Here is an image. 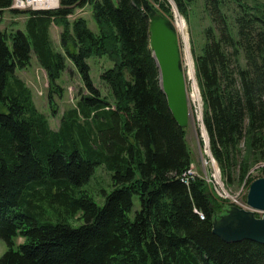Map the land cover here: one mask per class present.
Here are the masks:
<instances>
[{
  "label": "trees",
  "instance_id": "obj_1",
  "mask_svg": "<svg viewBox=\"0 0 264 264\" xmlns=\"http://www.w3.org/2000/svg\"><path fill=\"white\" fill-rule=\"evenodd\" d=\"M145 1L59 0L54 10L19 11L0 0V14L27 16L23 29L0 30V239L8 245L0 264H264V244L213 233L229 203L204 179L188 187L181 178L193 156L160 87ZM149 1L170 19L173 4L185 18L204 8L194 52L202 123L225 184L240 187L264 162V0ZM85 7L95 30L69 19ZM52 25L61 27L59 49ZM93 57L112 62L100 75L109 97L93 83ZM33 58L47 74L53 115L67 61L86 90L57 130L17 74ZM99 167L110 174L101 202L90 189Z\"/></svg>",
  "mask_w": 264,
  "mask_h": 264
},
{
  "label": "rangeland",
  "instance_id": "obj_2",
  "mask_svg": "<svg viewBox=\"0 0 264 264\" xmlns=\"http://www.w3.org/2000/svg\"><path fill=\"white\" fill-rule=\"evenodd\" d=\"M154 6L159 10L158 5H154ZM173 6H174L173 8L174 19L172 20L175 21L176 24H178L179 21H182L183 23V30L181 31L182 33H180V35L183 44V50L185 53V67L188 73L187 77L189 82L188 88L190 93V109H191L190 123L189 126L186 128V141L193 156L192 164L196 167V169H198V171L201 174L208 173L209 178L212 179V182H221L222 188L228 191V193H240V191H242V197L246 201L250 184L258 178H264V172H263L264 162H260L252 166L246 180L240 187L232 188L229 185L227 186L225 184V180L223 176L221 177V171L217 166L218 164L216 163L214 157L211 154L210 147L208 144L209 139L207 144L205 139H203V135H202V127H204L202 123L203 100L201 97V93L197 81L195 79L194 52L199 49V44L202 38V31L208 25L207 16L201 4H197L195 7L189 10L190 14L188 18H185L182 15H180L176 6L174 4ZM12 8L17 9L16 7H14V0H13ZM17 10L28 11L33 9L28 8L25 10H21V9H17ZM158 13L164 14L161 11H159ZM78 18L87 19V21L89 22V27L93 30L96 29L94 21L91 18V11L89 7L79 8L69 17L71 21H74ZM26 19L27 16L25 14L13 15L9 10H6L2 14H0V30L10 32L12 30L23 29ZM60 33H61V27L57 25H52L51 36L53 38V42L57 49L60 48V44H59ZM88 63L91 66L90 75L95 87L102 93L104 97H109V90L105 86V84L102 83L100 75L102 74L103 70L112 67V62H110L107 59V57H102V58L93 57L89 59ZM190 70H193V78L191 79L189 77ZM17 74L21 79H23L28 84V86L33 91V96L37 107L41 112H43L49 117L51 127L54 130L58 129L60 124V119L64 111L72 107L76 103V98L80 92L86 91L83 88L82 79L78 74L76 68L70 61H67V70L65 71L64 75L58 82L63 93L62 96L54 95V100L57 105V112L55 113V115H53L48 99L49 82H48L47 74L45 70L38 65L36 59L33 58L32 65L27 70L18 71ZM194 90H196L198 93L197 99L192 98V92ZM201 142L203 143V145L201 144ZM187 171L183 175H185ZM251 179H253V181L250 184H248V181ZM205 182L210 187V184L206 180ZM109 185H110V174L104 167H99L95 173L94 180H92L90 184L91 192L94 194V196H96V199L99 202H101V200L98 198L100 192L106 189L109 190ZM187 186L189 187L190 184H187ZM210 189L214 193L211 187ZM138 208H139V200L136 197L135 209L137 210ZM244 210L249 211L251 209L248 207ZM256 215L257 217H262V213H257ZM19 242H22V240L21 239L18 240V243ZM7 251H8L7 243L4 240L0 239V258Z\"/></svg>",
  "mask_w": 264,
  "mask_h": 264
},
{
  "label": "water",
  "instance_id": "obj_3",
  "mask_svg": "<svg viewBox=\"0 0 264 264\" xmlns=\"http://www.w3.org/2000/svg\"><path fill=\"white\" fill-rule=\"evenodd\" d=\"M150 18V34L153 57L159 69L160 87L168 107L178 125L186 129L191 119L190 93L188 88L185 53L181 35L175 21L145 1ZM246 211L228 204L221 215L213 218V233L227 243L245 240L264 244V178L254 180L248 189Z\"/></svg>",
  "mask_w": 264,
  "mask_h": 264
},
{
  "label": "built area",
  "instance_id": "obj_4",
  "mask_svg": "<svg viewBox=\"0 0 264 264\" xmlns=\"http://www.w3.org/2000/svg\"><path fill=\"white\" fill-rule=\"evenodd\" d=\"M58 5L59 0H14V7L21 10L28 8H32L33 10H54L58 7ZM181 178L186 184H189L196 178H203L210 184V187L220 199L241 209L249 207L247 202L242 197V191H240V193H228V191L222 188L221 182H212L208 173L202 175L193 164L189 167L187 173L182 175Z\"/></svg>",
  "mask_w": 264,
  "mask_h": 264
},
{
  "label": "bare ground",
  "instance_id": "obj_5",
  "mask_svg": "<svg viewBox=\"0 0 264 264\" xmlns=\"http://www.w3.org/2000/svg\"><path fill=\"white\" fill-rule=\"evenodd\" d=\"M177 25V28H178V30H179V32L180 33H182L181 31L183 30V23H182V21H179L178 22V24H176ZM189 77H190V79L191 78H193V70H190L189 71ZM192 98L193 99H197L198 98V93H197V91L196 90H194L193 92H192ZM207 132H206V130L204 129V127H202V135H203V139H205V141H206V144L208 143V137H207V134H206ZM135 139V138H134ZM209 144V143H208ZM210 147V146H209ZM221 178V177H220ZM247 187V186H246ZM246 198V197H245ZM250 208V207H249ZM247 211V210H246ZM261 213H264V212H261ZM221 215V214H220ZM219 215V216H220ZM257 216V215H256ZM202 217H203V215H202ZM38 222V221H37Z\"/></svg>",
  "mask_w": 264,
  "mask_h": 264
},
{
  "label": "clouds",
  "instance_id": "obj_6",
  "mask_svg": "<svg viewBox=\"0 0 264 264\" xmlns=\"http://www.w3.org/2000/svg\"><path fill=\"white\" fill-rule=\"evenodd\" d=\"M216 161V160H215ZM217 163V162H216Z\"/></svg>",
  "mask_w": 264,
  "mask_h": 264
}]
</instances>
